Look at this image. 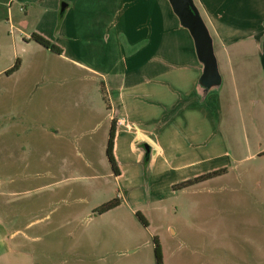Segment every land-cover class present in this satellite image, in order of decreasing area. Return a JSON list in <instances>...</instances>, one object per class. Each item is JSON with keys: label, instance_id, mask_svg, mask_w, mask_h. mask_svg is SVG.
I'll return each mask as SVG.
<instances>
[{"label": "rangeland", "instance_id": "1", "mask_svg": "<svg viewBox=\"0 0 264 264\" xmlns=\"http://www.w3.org/2000/svg\"><path fill=\"white\" fill-rule=\"evenodd\" d=\"M38 28L49 36V26ZM43 38L59 49L74 45V37ZM83 38L75 42L84 48ZM248 52L245 86L218 90L222 104L215 121L206 118L204 151L164 155L169 164L191 156L198 161L190 171L219 173L174 188L193 177L179 179L160 158L148 167L121 139V175L113 173L97 75L31 39L13 43L0 55V65L17 60L12 73L0 75V214L7 233L18 230L7 262L157 264L156 243L159 264H264V67ZM231 58L237 82L239 58ZM216 130L222 147L214 146ZM114 199L118 204L98 212Z\"/></svg>", "mask_w": 264, "mask_h": 264}, {"label": "crops", "instance_id": "2", "mask_svg": "<svg viewBox=\"0 0 264 264\" xmlns=\"http://www.w3.org/2000/svg\"><path fill=\"white\" fill-rule=\"evenodd\" d=\"M194 1L208 29L211 28L221 76L219 88L204 96L195 87L200 66L191 38L178 25L166 0H0V55L18 39L27 44L32 33L42 37H74V45H58L59 54L100 78L108 119L114 121L115 162L119 139L127 150H138V160L142 149L137 144L147 143L152 149L148 167L154 168L160 158L161 168L179 172V179L196 177L204 170L188 168L198 159L181 156L180 162L169 164L164 155L203 152L206 118L215 121L219 116V91L229 90L238 81L241 87L246 84L244 73L249 69L243 59L249 55L248 50L256 53L264 67V0ZM40 23L50 27L49 36L39 30ZM81 37L85 40L84 48L75 42ZM80 55L90 58L88 63L77 62ZM92 56L100 59L92 61ZM231 57L239 58L235 64L241 74L237 82ZM12 58L13 55L9 56L8 62L0 65V75H8L4 72L12 66ZM213 134L217 137L214 146L222 147L221 133L216 130ZM262 145L260 142L258 148L264 149ZM117 168L119 177L121 172ZM5 215L0 214V250L4 251H0V264H6V253H13L15 248L10 240L18 231L7 233ZM20 264H31V259Z\"/></svg>", "mask_w": 264, "mask_h": 264}, {"label": "water", "instance_id": "3", "mask_svg": "<svg viewBox=\"0 0 264 264\" xmlns=\"http://www.w3.org/2000/svg\"><path fill=\"white\" fill-rule=\"evenodd\" d=\"M176 17L178 25L184 28L192 41L195 58L200 66L196 90L200 95L219 88L221 76L213 50V39L194 0H166ZM141 160L148 161L152 149L147 143L141 144Z\"/></svg>", "mask_w": 264, "mask_h": 264}, {"label": "trees", "instance_id": "4", "mask_svg": "<svg viewBox=\"0 0 264 264\" xmlns=\"http://www.w3.org/2000/svg\"><path fill=\"white\" fill-rule=\"evenodd\" d=\"M29 39H31L32 41H34V42L38 43L39 45L45 47L46 49L50 50L51 52L60 53V49L57 46H55L54 44H51L49 41H47L45 38H43L39 34L32 33L30 35ZM16 61L17 60H15L13 65L4 72L5 74H10L11 72H13L17 68V64H16L17 62ZM100 91H101V94H102V98H103V100H104V102L106 104L107 103V99H106L105 92H104L102 87H101ZM113 125H114V121L110 120L109 131H108V139H107V144H106V157L108 159V162L111 165V169H112L113 173L116 175L118 173V170L116 168L115 160H114V158L112 156ZM218 173H219L218 171H212V172L204 173L202 175H199V176L193 177L191 179L182 181V182H180L178 184H175L173 187L174 188H181V187L190 186L191 184L204 181L205 179H208V178H210V177H212V176H214L215 174H218ZM116 204H118V201H117V199H114L113 201L108 202V203L98 207L97 210H98L99 213H101V212H103V211L115 206ZM137 217H138L139 220L140 219L142 220V218L139 217L138 215H137ZM141 222L143 223L144 221L142 220ZM154 254H155V257H156V262H157V264H159V252H158V246H157L156 243L154 244Z\"/></svg>", "mask_w": 264, "mask_h": 264}]
</instances>
